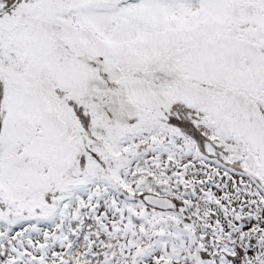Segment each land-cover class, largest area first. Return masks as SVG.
<instances>
[{
  "label": "snow or ice",
  "instance_id": "1",
  "mask_svg": "<svg viewBox=\"0 0 264 264\" xmlns=\"http://www.w3.org/2000/svg\"><path fill=\"white\" fill-rule=\"evenodd\" d=\"M0 264H264V0H0Z\"/></svg>",
  "mask_w": 264,
  "mask_h": 264
}]
</instances>
